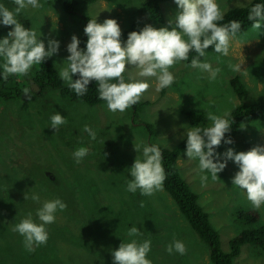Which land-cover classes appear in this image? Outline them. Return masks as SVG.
<instances>
[{"label":"rangeland","instance_id":"1","mask_svg":"<svg viewBox=\"0 0 264 264\" xmlns=\"http://www.w3.org/2000/svg\"><path fill=\"white\" fill-rule=\"evenodd\" d=\"M75 1L80 13L98 23L117 20L122 33L132 27L139 30L151 21L143 13L149 0ZM254 1L217 0V3L225 16ZM40 2L43 8L24 9L16 19L25 28L35 30L46 48L50 39L60 42L59 52L51 56L59 72L67 64L65 60L70 55L67 45L73 35L80 40L82 49L86 24L79 16L65 13L59 0ZM0 4L15 13L14 0H0ZM161 9L165 22L153 27L171 30L168 22L180 9L174 0L162 2ZM13 29L14 25L0 24V40ZM201 62L210 63L213 70L221 69L214 80L210 79V73L182 61L170 69L175 82L160 91L155 77H140L139 69L127 65L125 82L145 80L150 84L139 102L140 109L143 108L137 116L133 106L114 114L106 103L90 106L74 102L51 88L40 95L30 92L31 102L24 94L17 100L0 99V264H113L112 252L121 243L132 240L151 241L147 258L152 264H212L208 244L192 229L164 189L151 196L141 195L140 190L135 193L126 190L127 182L133 179L130 169L137 156L143 158V145H151L150 139L152 144L166 149L187 139V129L194 126L184 111H201L206 117L209 112L220 116L231 113L239 104L232 79L238 77L245 90L241 103L255 105L264 100V22L259 30L251 28L235 36L230 41L228 56L211 50ZM230 63L240 64L242 70L232 71ZM41 67L34 65L27 76H20V82L18 76L10 75L8 78L15 80H9L8 85L20 83L29 89L25 79L33 78ZM2 72L0 67V88ZM57 112L67 123L56 132L50 127V118ZM211 123L207 120L205 125L195 127H209ZM85 125L95 131V140L83 131ZM243 126L232 144L216 152L221 162L229 148L238 153L255 146L264 147V119ZM150 133L153 135L149 136ZM135 144L141 146L140 152L135 150ZM79 147H86L89 154L78 164L73 152ZM177 166L183 179L199 195L200 205L219 233L224 253L230 252L234 237L246 229L264 225V206L255 209L246 192L232 183L239 171L233 160L227 161L216 181L211 180L210 173L199 170L198 159H188L186 150ZM202 175H208L207 183H201ZM33 194L39 195V202L31 198ZM54 199L65 202L67 209L57 211L55 222L46 225L47 244L28 252L24 238L13 228L29 214L39 223L37 210L45 201ZM249 213L257 215L252 225H246L250 223ZM131 227H137L141 235L129 236ZM176 240L185 244L186 254L168 253V245ZM235 264H264V252L257 245H244Z\"/></svg>","mask_w":264,"mask_h":264},{"label":"clouds","instance_id":"2","mask_svg":"<svg viewBox=\"0 0 264 264\" xmlns=\"http://www.w3.org/2000/svg\"><path fill=\"white\" fill-rule=\"evenodd\" d=\"M180 11L173 20H169V27L155 28L151 24L146 25L140 31H132L128 34L126 44L123 43L122 29L115 19H106L103 23L97 20H89L84 33L88 37L86 50L80 48V40L76 35L67 45L70 55L65 60L66 66L59 70V77L67 83L77 96H84L89 84L95 81L98 85L99 99L106 102L107 108L112 113H123L130 107L138 104L150 84L145 80L125 82L124 73L127 65L139 69L140 77H155L157 91L170 87L175 82V76L170 71L176 64L187 61L189 53L193 50L198 54L191 60V67L198 68L202 72L210 73V79L214 80L221 71L213 70L208 62H201L200 57L206 55V49L212 47L222 56L229 55L230 41L241 30V23L232 20L220 25L218 22L224 19L217 0H174ZM15 13L3 4H0V24L13 26L7 37L0 40V57L3 58L2 77L7 80L10 75L27 76L34 65H41L46 59L59 52L60 42L54 39L48 41L46 48L43 40L37 38L33 29H27L17 19L16 15L22 10L31 7L41 9L44 5L40 0H14ZM247 19L252 21V29L259 30L264 22V3L254 4L248 13ZM234 72H240L241 65L229 64ZM78 74V79L73 76ZM116 81V82H113ZM24 96L29 102L32 100L30 90L23 89ZM209 112L207 119L209 127H189L186 131L187 144L186 155L188 159H198L199 170L210 173L211 180L216 181L228 160H233L239 167V171L232 178L234 186L244 190L248 201L255 209L264 206V147L255 146L248 151L236 152L229 148L223 154V162L215 149L224 141L225 134L230 131L231 124L226 117ZM52 129L56 132L61 125L67 123L66 118L59 112L51 116ZM241 127H244L243 125ZM92 140L96 139L95 131L88 125L84 126ZM232 144L229 138L225 141ZM105 144V142H104ZM135 150L140 152L141 146L135 144ZM89 154L86 147H79L73 152L76 163H81ZM142 159L137 156L130 175L132 180L127 182V191L135 193L140 190L141 195L151 196L156 191H162L166 180L165 168L162 164L163 156L158 145H143ZM208 175L201 176V183H207ZM39 202L38 194L31 197ZM28 199L25 193V200ZM143 207V203H141ZM67 209V204L60 199L45 201L36 212L39 223L31 218H23L17 223L13 231L24 238V247L28 252H34L40 245H46L49 235L46 225L52 224L56 219L57 211ZM129 236L141 235L137 227L128 230ZM151 251V241L145 240L138 243L136 240L123 242L119 248L112 252L113 264H152L147 258ZM169 254L173 251L186 254L185 244L174 241L167 247Z\"/></svg>","mask_w":264,"mask_h":264},{"label":"trees","instance_id":"3","mask_svg":"<svg viewBox=\"0 0 264 264\" xmlns=\"http://www.w3.org/2000/svg\"><path fill=\"white\" fill-rule=\"evenodd\" d=\"M63 10L65 13L70 15H77L83 19L85 24L89 22L90 19L86 15H83L77 9V4L75 0H59ZM98 1L105 2H115L117 0H84L85 3H95ZM172 0H149L146 1L143 13L151 20L149 24L152 26L155 24H163L165 22L164 13L161 9V3ZM256 3H264V0H255L250 6L243 7L239 9H235L230 11L224 16L222 21L218 23L220 25L227 24L232 20L239 21L241 23V30L236 34L239 36L247 31H249L252 27V21L247 19L250 8ZM144 28V27H143ZM141 29H136L132 27L129 30H126L122 33V41L126 43L128 34L132 31H140ZM88 37L84 34V37L81 41V47L83 50H86V43ZM213 51L212 47L206 49L205 51ZM198 54L193 50L189 53V58L186 61L188 66H191V60L196 58ZM201 61L204 57L199 58ZM40 71L36 72L35 76L31 79H25L26 87H29L30 92L35 94H41L45 89L51 88L58 90L63 96L69 98L74 102H84L90 106H96L100 104L106 103L99 99V93L97 91L98 85L95 81H92L89 84V89L84 96H77L76 93L71 90L67 84L62 81L59 77V72L54 65V61L52 58L46 59L41 64ZM79 75L77 74L73 79H78ZM20 76H18V81ZM11 78L4 80L1 76L2 87L0 88V99L4 101L17 100L22 97L24 94L23 89L25 87L20 86L19 84H14V86L8 85L9 82H13ZM116 82V81H115ZM231 85L233 86L234 91L237 94V99L239 100V104L231 111L229 114V120L233 121L231 124L230 131L225 134L224 141L221 142V145L215 149V151H219L226 145H229L225 141L229 138L233 141L234 138L240 133L241 126L258 119H264V100H262L259 104L248 105L245 103H241V100L245 98V90L241 84V81L238 77L232 79ZM141 103L134 105V114L137 116V112L142 110L140 109ZM184 115L190 122L192 126H200L205 125L207 123V117L201 111H184ZM147 127L151 126L150 124H146ZM153 133H150L149 136H152ZM150 144H152L150 139ZM187 139L179 143L176 147L172 149H166L163 147H159L163 160L162 164L165 168L166 172V180L164 181L163 189L168 195L173 199L175 204L177 205L178 210L184 219L189 223L192 229L199 235V237L208 244L210 250V259L212 264H235V259L240 256L241 248L244 245H253L259 247L264 252V225L258 228H249L244 230L241 234L234 237L230 242V252L224 253L221 249V241L219 233L211 224L209 215L204 211L202 206L199 203V195L194 192L187 182L183 179L180 174L179 168L177 166V161L180 155L186 150ZM257 219V215L254 213H249L247 215V220L250 223H246V225H252L253 222Z\"/></svg>","mask_w":264,"mask_h":264},{"label":"crops","instance_id":"4","mask_svg":"<svg viewBox=\"0 0 264 264\" xmlns=\"http://www.w3.org/2000/svg\"><path fill=\"white\" fill-rule=\"evenodd\" d=\"M188 111V110H187Z\"/></svg>","mask_w":264,"mask_h":264}]
</instances>
